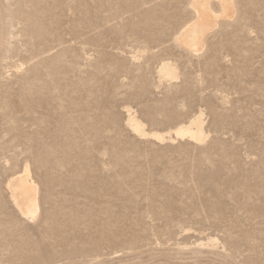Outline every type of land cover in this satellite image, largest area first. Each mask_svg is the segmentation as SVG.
<instances>
[{
  "label": "rangeland",
  "instance_id": "rangeland-1",
  "mask_svg": "<svg viewBox=\"0 0 264 264\" xmlns=\"http://www.w3.org/2000/svg\"><path fill=\"white\" fill-rule=\"evenodd\" d=\"M190 1L0 0V264H264V0L200 54ZM200 115L203 143L167 134Z\"/></svg>",
  "mask_w": 264,
  "mask_h": 264
},
{
  "label": "bare ground",
  "instance_id": "bare-ground-1",
  "mask_svg": "<svg viewBox=\"0 0 264 264\" xmlns=\"http://www.w3.org/2000/svg\"><path fill=\"white\" fill-rule=\"evenodd\" d=\"M193 19L176 36V43L192 54H200L207 47V38L220 26L222 21H231L237 17L236 0H191ZM161 76L166 80H176L177 70L170 64L163 65ZM129 126L132 131L142 137H152L159 142H165L167 136L160 132H147L144 124L129 114ZM176 139H189L203 143L206 135L203 129L202 116H196L189 123L182 124L171 132ZM175 141L172 137L169 138ZM11 198L21 214L31 220L40 214L39 187L26 166L22 173L8 181Z\"/></svg>",
  "mask_w": 264,
  "mask_h": 264
}]
</instances>
